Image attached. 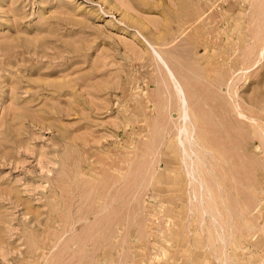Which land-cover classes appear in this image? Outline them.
<instances>
[{"label":"rangeland","instance_id":"rangeland-1","mask_svg":"<svg viewBox=\"0 0 264 264\" xmlns=\"http://www.w3.org/2000/svg\"><path fill=\"white\" fill-rule=\"evenodd\" d=\"M263 35L264 0H0V264H264Z\"/></svg>","mask_w":264,"mask_h":264},{"label":"bare ground","instance_id":"bare-ground-1","mask_svg":"<svg viewBox=\"0 0 264 264\" xmlns=\"http://www.w3.org/2000/svg\"><path fill=\"white\" fill-rule=\"evenodd\" d=\"M260 32L262 34V31H260ZM260 48H261V53H262V49H264V35L261 38ZM189 108H188L187 103H186L185 104V109L187 110V112H189ZM181 110L179 108V114L180 115H181V112H180ZM197 126H198L197 125V120L192 121L191 118L190 119L188 118V121H187L186 124L181 122L179 124V128H178V131L176 133V138H177V140L179 142V144H178L179 154L181 153L183 155L182 158L184 157V155L187 157V158L185 157L187 159V162L184 161V158H183L182 159L183 160L182 164L184 163L185 167H187V170H186L187 173L185 175H186L187 182H188V185H189V188H190V192H189L191 194L190 195V200L192 198V199H196L198 201V203H199V201L202 202L201 206H199L201 203L198 204V206H199L198 211L200 213V220H201V223H202L203 222L202 218H203V216L205 217L207 208L213 210L212 209L213 200H211L212 198L210 197L211 196L210 195L211 192H210V189L207 187L208 186L207 185V180H206L207 177L205 178V176H204L205 174H207L206 176L212 174V172L210 170H208L209 169L208 168V166H209L208 164H211V163H208L209 160L205 161L206 160L205 159L206 158L205 154H207V153L212 154L215 163H219V162H222V161H220L221 157H219V154L216 153V151H214L213 149L208 147V144H207V141L205 140V138H202V136L200 138L198 136V134H197L198 127ZM181 133H183L184 140L182 138H180V134ZM188 167L190 168V171H191L190 173L188 172ZM202 168H204V170ZM192 173L195 174V176H198V178H203V185L200 184L199 186H197L196 189L194 188V186L191 185L190 178H192V180H194V178L195 179L197 178V177H194ZM211 176L213 177L214 180H216L213 175H211ZM213 212H214V210H213ZM217 213H218V211H217ZM206 223H207V221H206Z\"/></svg>","mask_w":264,"mask_h":264}]
</instances>
